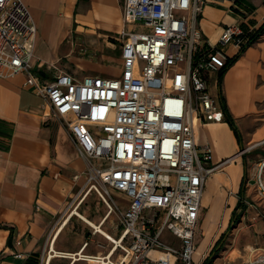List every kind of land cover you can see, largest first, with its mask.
<instances>
[{
	"label": "built area",
	"instance_id": "2783aa9c",
	"mask_svg": "<svg viewBox=\"0 0 264 264\" xmlns=\"http://www.w3.org/2000/svg\"><path fill=\"white\" fill-rule=\"evenodd\" d=\"M209 1L124 0L123 22L133 28L119 35L120 74L62 73L45 81L32 71L37 28L29 7L0 0V78L25 74L23 85L43 98L88 162L86 193L95 192L107 214L124 207L114 245L122 254L107 264H195L207 178L231 160L213 164L212 148H198L195 128L225 120L207 74L225 69L227 46H249L253 31L230 25L211 44L199 26ZM262 169L255 188L264 197ZM244 255L221 264H264V248L251 246Z\"/></svg>",
	"mask_w": 264,
	"mask_h": 264
},
{
	"label": "crops",
	"instance_id": "0c3cea01",
	"mask_svg": "<svg viewBox=\"0 0 264 264\" xmlns=\"http://www.w3.org/2000/svg\"><path fill=\"white\" fill-rule=\"evenodd\" d=\"M23 1L37 28L31 61L34 74L45 81L62 73L77 79L120 74L119 35L133 28L123 22L124 0ZM237 24L256 33L264 25V0H211L199 21L204 38L213 45L225 28ZM227 51L230 59L240 53L232 45ZM91 61L101 68L82 74ZM108 63L116 64L118 71H105ZM220 74H207L209 91L218 96L220 87L244 152H249L264 144V32L221 78ZM24 80L23 73L0 78V264H29L31 260L46 264L52 245L58 251L76 253L80 248L60 247L61 238L77 216L74 211L87 218L93 215L91 206L98 196L86 193L88 162L78 153L67 129L51 116L43 98L23 85ZM195 135L200 151L208 145L212 148L213 164L231 158L209 178L201 212L212 218L226 203L224 217L229 220L244 180V217L252 206L255 184L250 181H256L264 167V149L257 148L261 157L254 164L244 158L245 153L238 154L241 146L226 120L198 125ZM117 195L125 200L123 194ZM16 253L23 257L16 258ZM56 258L54 262L70 264L69 258Z\"/></svg>",
	"mask_w": 264,
	"mask_h": 264
},
{
	"label": "rangeland",
	"instance_id": "374dc122",
	"mask_svg": "<svg viewBox=\"0 0 264 264\" xmlns=\"http://www.w3.org/2000/svg\"><path fill=\"white\" fill-rule=\"evenodd\" d=\"M135 30L142 29L136 26ZM143 30L146 31V29ZM253 34L254 31H252V35ZM255 41L256 40L253 41L251 37L250 45ZM100 68L101 67L96 66V63L94 61H91L90 63H87V69H85V71H82V74L91 73L90 71L94 72L95 70L98 71V69ZM104 69L107 72H116L117 66L114 63H108L107 65H105ZM243 146L238 150V154L245 153V147ZM257 148L264 149V144H261V146H258ZM257 148H254L251 151L245 153L246 156L244 158H249L250 161L253 160L251 162L252 164L257 161V157H261L257 156L256 154ZM250 165L251 164H249V168L251 167ZM220 168H222V166ZM262 173L264 175V167L262 169ZM212 175L207 178L206 185ZM253 182L256 185L255 179H252V181H250V184H253ZM112 195L115 196V198L118 196L117 193H115L114 191H112ZM251 199H253L250 201L252 203V206H250L249 209L246 211L244 217H242V213L244 212V210L238 211V213L241 212V215L237 217L238 222H236L233 228H230L229 230L228 227L231 223L232 215H230L229 220L224 217L226 203L223 204V211L221 212L219 210V212L215 214L212 218L205 215L204 210L201 212L195 235L196 251L193 257V262L195 264L200 262V260L201 262H203V264L207 262V260L211 256L212 248L214 247L216 242L221 238L222 235H224V238L221 242V248L216 253V256H218V258L215 259L214 264H221L223 260H227L229 256L232 257V259L235 258L237 261H240L242 260L243 256H245L244 254L248 251L251 246L257 248H264V197L259 194L255 186L251 188ZM91 207V210L94 213L92 212L93 215L88 219L98 224L104 218L109 209L99 196H97L96 198V205H92ZM119 208L121 211H123L124 209V207L122 206ZM120 210L114 208L108 220H106L103 225V229L112 236H114L116 239H119L120 231L122 229ZM66 240L68 243L66 242ZM62 241L63 243L60 245V247H64V245H66L68 248H71V251H76L78 250V248H81V246L86 244V254L102 257L106 256L110 251L111 247L113 246L112 242H110L102 234L96 232L93 227L87 224L79 216H75L73 218L71 225L66 229L65 235L61 238V242ZM57 250L60 249L57 248ZM204 253L207 254V257L205 259L202 258V254ZM120 254H122V250L117 249L111 259L115 261ZM56 259L60 261L65 260L66 258L58 257ZM54 260L55 259H53L50 264H59V262H54ZM67 260L70 261V259ZM75 264L92 263L89 261L80 260L77 261Z\"/></svg>",
	"mask_w": 264,
	"mask_h": 264
},
{
	"label": "bare ground",
	"instance_id": "6f19581e",
	"mask_svg": "<svg viewBox=\"0 0 264 264\" xmlns=\"http://www.w3.org/2000/svg\"><path fill=\"white\" fill-rule=\"evenodd\" d=\"M84 202V201H83ZM79 204V203H78ZM73 214H76L77 216H79L82 220H84L87 224H89L91 227H93L95 229L96 232L102 234L104 237H106L110 242L113 243V246L110 249V253L107 257H102V256H93V255H89L85 253V249H86V244H84L83 246H81V248L76 252V253H70V252H61L58 251L55 248V245H52L50 252L47 254L46 256V263L50 264L51 261L55 258V257H64V258H69L70 259V264H75L77 261L80 260H85V261H89L92 264H107L106 260L109 259L111 261V256L112 254L116 251V246L119 245V240L116 239L114 236H112L111 234H109L107 231H105L103 229V225L105 223L106 220H108L110 214H107L104 216V218L100 221V223L96 224L95 222H93L92 220L88 219L87 217H85L84 215H82L81 213H79L77 210L73 212ZM70 215V214H69ZM69 219V217H67ZM68 219H66L65 223L68 221ZM63 227V226H62ZM61 227V228H62ZM60 228V227H59ZM61 228L58 230V233L61 231ZM57 233V234H58ZM56 235V234H55ZM55 238V237H54ZM53 241V240H52ZM116 245V246H114Z\"/></svg>",
	"mask_w": 264,
	"mask_h": 264
},
{
	"label": "trees",
	"instance_id": "16d2710c",
	"mask_svg": "<svg viewBox=\"0 0 264 264\" xmlns=\"http://www.w3.org/2000/svg\"><path fill=\"white\" fill-rule=\"evenodd\" d=\"M243 26V25H242ZM247 28V27H245ZM264 32V25L256 32L252 35V40H256L262 33ZM246 49L245 48H242L240 50V53L238 55H236L235 57H233L232 59L229 58L228 62H227V66L225 67V69H223L221 71V74H220V78L223 76V73L227 70V68H229V66H231L236 60L237 58L240 56V54ZM219 99H220V102H221V105H222V108H223V111H224V114H225V120L229 123V125L231 126V128L233 129L235 135H236V138L240 144V146L242 147V140H241V135L238 131V129L236 128L235 124H234V119L233 117L231 116L230 112H229V109H228V106L225 102V98L224 96L222 95L221 91H220V87H219ZM244 193H245V188H244V180L241 184V187H240V190H239V202L237 203L233 213H232V218H231V223L228 227V230L230 228H233L234 224L236 222H238V218L240 215H241V212L238 213V210H244L245 207H244V204L242 202V200L244 199ZM224 238V235L221 236V238L216 242V244L214 245V247L212 248L211 250V256L209 257V259L207 260V262L205 264H212L213 261H214V258L216 256V253L217 251L221 248V242ZM29 264H37L36 261H33L31 260Z\"/></svg>",
	"mask_w": 264,
	"mask_h": 264
}]
</instances>
